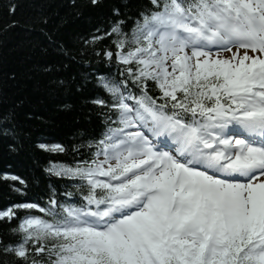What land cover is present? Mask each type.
I'll use <instances>...</instances> for the list:
<instances>
[{
  "label": "snow or ice",
  "instance_id": "6c2138e0",
  "mask_svg": "<svg viewBox=\"0 0 264 264\" xmlns=\"http://www.w3.org/2000/svg\"><path fill=\"white\" fill-rule=\"evenodd\" d=\"M31 3L0 27V150L71 161L0 208V264H264V0Z\"/></svg>",
  "mask_w": 264,
  "mask_h": 264
},
{
  "label": "trees",
  "instance_id": "16d2710c",
  "mask_svg": "<svg viewBox=\"0 0 264 264\" xmlns=\"http://www.w3.org/2000/svg\"><path fill=\"white\" fill-rule=\"evenodd\" d=\"M8 0H0V27L10 23L12 20H19L22 24L33 14L34 9L31 0H20L21 7L18 9L15 16H9L7 8L4 7ZM79 26H72L68 32L78 30ZM21 29H16L12 34L21 32ZM23 53H12L10 59L16 61L21 58ZM115 71V69H113ZM72 130L70 120H58L57 123L46 131L49 132L50 142L64 141L67 142L69 134ZM71 161L70 156L45 152L28 146L19 155H8L0 150V174H16L25 178L29 184L26 195H19L12 192L9 187V182L0 181V208L5 205H10L16 202H39L46 203V196L50 189L61 188L62 182L52 178L49 181L45 177L43 169L49 166L50 162L68 163ZM42 215L41 213H34ZM21 215H24L23 210ZM0 236L7 238L4 226H0Z\"/></svg>",
  "mask_w": 264,
  "mask_h": 264
}]
</instances>
